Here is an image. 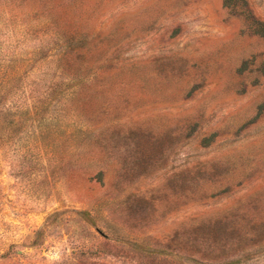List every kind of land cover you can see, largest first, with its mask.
<instances>
[{"label":"rangeland","instance_id":"1","mask_svg":"<svg viewBox=\"0 0 264 264\" xmlns=\"http://www.w3.org/2000/svg\"><path fill=\"white\" fill-rule=\"evenodd\" d=\"M250 22L224 0H0V264H264Z\"/></svg>","mask_w":264,"mask_h":264},{"label":"trees","instance_id":"2","mask_svg":"<svg viewBox=\"0 0 264 264\" xmlns=\"http://www.w3.org/2000/svg\"><path fill=\"white\" fill-rule=\"evenodd\" d=\"M243 2L244 6L239 4ZM238 2V3H237ZM235 2L234 0H224V7L230 13L233 17H238V18H244L246 20H251L250 24H248V30L251 31L253 34L264 37V23L257 21L252 18V14L250 9L246 6V3L244 0H238ZM251 17V19L249 18ZM69 52H65L61 59L62 62L63 60L68 58ZM47 58V57H45Z\"/></svg>","mask_w":264,"mask_h":264}]
</instances>
